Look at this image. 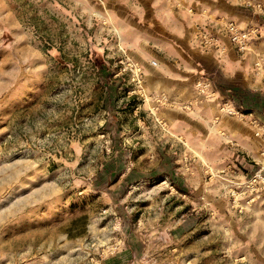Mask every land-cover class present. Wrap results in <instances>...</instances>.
Returning <instances> with one entry per match:
<instances>
[{
  "label": "rangeland",
  "instance_id": "1",
  "mask_svg": "<svg viewBox=\"0 0 264 264\" xmlns=\"http://www.w3.org/2000/svg\"><path fill=\"white\" fill-rule=\"evenodd\" d=\"M256 87L264 0H0V264H264Z\"/></svg>",
  "mask_w": 264,
  "mask_h": 264
},
{
  "label": "crops",
  "instance_id": "2",
  "mask_svg": "<svg viewBox=\"0 0 264 264\" xmlns=\"http://www.w3.org/2000/svg\"><path fill=\"white\" fill-rule=\"evenodd\" d=\"M222 2V1H221ZM227 7V6H226ZM225 6L224 7H221L220 6V8H226ZM233 8V7H232ZM248 88V87H247ZM256 88H259L258 90H260V91H256L257 93H259V94H257V97L258 98H260V99H262V101L264 102V95H263V90H262V88L261 87H256ZM255 96H256V94H254ZM255 98H252L251 99V102L253 103V104H255ZM262 109H264V106L263 107H261ZM263 112V114L262 115H264V110L262 111ZM251 116H253V115H251ZM258 118H259V120L261 121V117L260 116H257ZM256 119V118H255ZM258 122V121H257ZM255 123H256V121H255ZM256 125L258 126L259 124H257L256 123Z\"/></svg>",
  "mask_w": 264,
  "mask_h": 264
}]
</instances>
